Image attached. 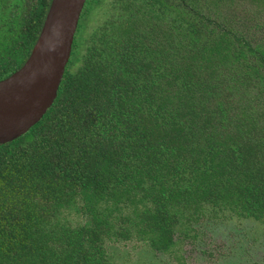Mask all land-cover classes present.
I'll return each instance as SVG.
<instances>
[{
	"label": "trees",
	"instance_id": "1",
	"mask_svg": "<svg viewBox=\"0 0 264 264\" xmlns=\"http://www.w3.org/2000/svg\"><path fill=\"white\" fill-rule=\"evenodd\" d=\"M50 3L0 0V80ZM212 4L85 0L52 104L0 142V264H109L105 242L126 240L190 264L203 218L264 227V111L234 95L264 105V20Z\"/></svg>",
	"mask_w": 264,
	"mask_h": 264
},
{
	"label": "rangeland",
	"instance_id": "2",
	"mask_svg": "<svg viewBox=\"0 0 264 264\" xmlns=\"http://www.w3.org/2000/svg\"><path fill=\"white\" fill-rule=\"evenodd\" d=\"M212 3L209 14L215 19L231 20L235 27H249L253 15L258 21L264 20V0H212ZM262 25L264 30V22ZM263 30H250L248 35L253 38V44L262 39ZM234 93L239 104L245 106H249L246 101L251 95L253 102L249 109L264 111V105L254 99L253 87L239 86ZM260 98L264 101V94H260ZM251 225L250 222L230 223L227 220L201 223L203 238L183 245L186 261L190 264H264V237L258 236L261 230ZM105 253L109 264H176L166 254H152L142 242L133 240L108 242Z\"/></svg>",
	"mask_w": 264,
	"mask_h": 264
},
{
	"label": "water",
	"instance_id": "3",
	"mask_svg": "<svg viewBox=\"0 0 264 264\" xmlns=\"http://www.w3.org/2000/svg\"><path fill=\"white\" fill-rule=\"evenodd\" d=\"M84 2L51 0L28 58L19 70L0 80V142L25 133L52 104L70 56ZM49 16L50 23L45 28ZM43 35L46 44L42 53L31 62L30 58Z\"/></svg>",
	"mask_w": 264,
	"mask_h": 264
},
{
	"label": "flooded vegetation",
	"instance_id": "4",
	"mask_svg": "<svg viewBox=\"0 0 264 264\" xmlns=\"http://www.w3.org/2000/svg\"><path fill=\"white\" fill-rule=\"evenodd\" d=\"M84 5V4H83ZM82 10V9H81ZM80 16V15H79ZM79 19V18H78ZM229 22H231V20L229 21ZM78 23V22H77ZM228 23V22H227ZM76 30V29H75ZM39 36V35H38ZM74 36V35H73ZM38 38V37H37ZM37 40V39H36ZM73 41V40H72ZM36 42V41H35ZM35 44V43H34ZM33 44V45H34ZM71 46H72V44H71ZM33 47V46H32ZM32 49V48H31ZM30 52H31V50H30ZM30 54V53H29ZM29 56V55H28ZM28 58V57H27ZM26 61V60H25ZM24 61V62H25ZM24 64V63H23ZM22 67V66H21ZM20 67V68H21ZM20 68H18L17 70H19ZM16 70V71H17ZM16 71H14V72H16ZM13 72V73H14ZM13 73H11V74H13ZM64 73V72H63ZM63 77V76H62ZM62 79V78H61ZM61 82V81H60ZM81 219H82V221H84V220H86V217H81ZM221 220H227V221H230V223H234V222H240V223H251L252 225H254L255 227H256V229H260L261 230V232H259L257 235L258 236H263L264 237V227L263 226H261L260 225V221H258L257 223H256V221H253V220H250V219H248V218H242V219H215V220H208V219H202L201 221H199L198 223H197V225H196V228H198V230H199V232L200 231H202L201 230V227H200V224L201 223H203V222H208V224H209V222H219V221H221ZM251 225V226H252ZM256 231V230H255ZM203 236H204V233H202L201 232V234H199V236L195 239V241H193V243H195V242H197L199 239H201V238H203ZM108 242L106 241L105 242V248H104V251L106 252V244H107ZM109 243H117V242H109ZM156 254H159V253H156ZM155 254V255H156ZM105 255H106V253H105ZM169 257V256H168ZM107 258H108V256H107ZM186 263H189V262H187L186 261Z\"/></svg>",
	"mask_w": 264,
	"mask_h": 264
},
{
	"label": "bare ground",
	"instance_id": "5",
	"mask_svg": "<svg viewBox=\"0 0 264 264\" xmlns=\"http://www.w3.org/2000/svg\"><path fill=\"white\" fill-rule=\"evenodd\" d=\"M54 7H55V3H54V5H53V8H52V10H51V13L53 12ZM51 13H50V15H51ZM49 23H50V16L48 17V20H47V22H46V26H45V28L48 27ZM45 30H46V29H45ZM45 39H46V38H45L44 35L40 38V40H39V42H38V45H37V47L35 48V50H34V52H33V56H32V58H30V61H31V62H33L34 58L38 57V56L42 53V49H43L42 47H43V45L46 44V40H45Z\"/></svg>",
	"mask_w": 264,
	"mask_h": 264
}]
</instances>
